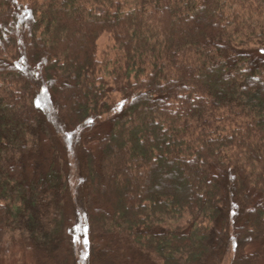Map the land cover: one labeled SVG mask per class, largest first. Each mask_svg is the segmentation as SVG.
Segmentation results:
<instances>
[{"label": "trees", "instance_id": "trees-1", "mask_svg": "<svg viewBox=\"0 0 264 264\" xmlns=\"http://www.w3.org/2000/svg\"><path fill=\"white\" fill-rule=\"evenodd\" d=\"M244 1L0 0V259L18 228L41 264L255 263L264 53L235 46Z\"/></svg>", "mask_w": 264, "mask_h": 264}, {"label": "rangeland", "instance_id": "rangeland-1", "mask_svg": "<svg viewBox=\"0 0 264 264\" xmlns=\"http://www.w3.org/2000/svg\"><path fill=\"white\" fill-rule=\"evenodd\" d=\"M250 0L244 1L242 13L245 12V19L242 25H246L242 30V33L236 35L235 46L239 49H244L246 51H252L253 53H264V44L258 43V38H254L252 36V30H255L256 33L261 31V28L264 26L263 19L256 16L252 12H248V9L253 10L252 7L255 6L256 3L252 2L250 4ZM250 4V5H249ZM253 5V6H252ZM261 8H264V3L260 4ZM245 31H251L250 34H245ZM250 35V37H249ZM243 43V44H242ZM112 40L108 36L106 32L102 33L97 40V52L100 57H110L112 55ZM260 51V52H259ZM260 53V54H261ZM107 71V70H106ZM105 71V79L107 82V86L113 91L116 100L118 99L117 90L118 87L115 86L107 72ZM63 162V160H62ZM63 164V163H62ZM64 165V164H63ZM75 166L76 161L71 157L68 159V164L64 166V171L62 178L66 182L70 188L75 187L76 174H75ZM166 175V172H165ZM165 178L160 177V179ZM115 184V183H114ZM115 191L119 192V184H115ZM72 220L70 218V214L64 210L63 208H55L52 213V218L49 223V236L54 240L55 244H57L56 248L61 251H64L66 247H68V243L70 242L69 229L71 228ZM42 236V235H40ZM31 237L27 232H23L20 229H12L7 235L4 237V245L8 254H13L12 257L6 256L5 258L0 259V264H41L37 262L35 259V253L32 252V248L30 245ZM38 240V239H37ZM247 252H256L258 254V258L254 264H264V243L259 242L253 245H249L247 247ZM58 253V254H59ZM77 253L74 254L75 258L72 260V264L75 263V259L77 258ZM227 255L223 257V260L220 264H227Z\"/></svg>", "mask_w": 264, "mask_h": 264}]
</instances>
